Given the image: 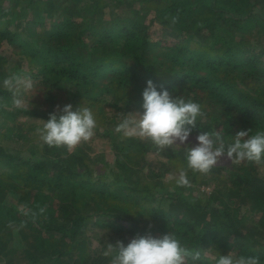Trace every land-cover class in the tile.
<instances>
[{
	"label": "trees",
	"instance_id": "1",
	"mask_svg": "<svg viewBox=\"0 0 264 264\" xmlns=\"http://www.w3.org/2000/svg\"><path fill=\"white\" fill-rule=\"evenodd\" d=\"M259 1L0 0V78L13 70L49 90L61 89L73 106L114 109L111 125L98 126L110 140L108 168L109 161L90 155L85 143L72 152L43 144L36 128L54 110L12 107L13 92L0 82V136L15 142L0 138V247L12 226L26 240L20 253L13 247V264H110L101 254L106 245L92 249L81 239L98 223L112 227L125 246L124 231L134 238L174 231L184 246L201 253L189 264H215L205 251L255 256L264 264L258 163L218 164L207 174L189 170L190 186H178L185 148L157 151L115 131L129 112L143 111L148 80L158 91L201 105L205 122L198 118L191 134L221 130L227 146L240 130H264ZM104 8L109 18L102 16ZM7 46L25 58V67L6 68Z\"/></svg>",
	"mask_w": 264,
	"mask_h": 264
},
{
	"label": "clouds",
	"instance_id": "2",
	"mask_svg": "<svg viewBox=\"0 0 264 264\" xmlns=\"http://www.w3.org/2000/svg\"><path fill=\"white\" fill-rule=\"evenodd\" d=\"M173 23L176 18H173ZM4 86L13 92L12 107L27 109L28 105L20 96V89L32 88L30 80L19 75H11L4 80ZM143 111L129 112L115 128L125 137H136L149 142L157 151L174 146L185 147L186 167L179 170L175 177L178 186H190L188 171L207 174L223 160L232 164L243 161L261 162L264 159V130L249 135L250 129L235 133L233 142L225 144L221 130L200 132L196 136L197 144L188 146L187 142L197 120L205 122L206 113L199 103L173 95L168 90L158 91L152 80L142 92ZM134 113V114H132ZM96 120L89 107L72 104L57 106L47 120L36 128L40 141L49 147H64L72 152L82 142H88L94 136ZM102 256L111 258L110 264H189L200 260L201 253L193 252L184 246L174 231L160 237L152 235L136 236L125 244L117 240L107 243ZM215 264H260L259 257L235 256L231 252L219 255Z\"/></svg>",
	"mask_w": 264,
	"mask_h": 264
},
{
	"label": "rangeland",
	"instance_id": "3",
	"mask_svg": "<svg viewBox=\"0 0 264 264\" xmlns=\"http://www.w3.org/2000/svg\"><path fill=\"white\" fill-rule=\"evenodd\" d=\"M261 4V0L256 3V7L258 8L259 5ZM103 14L102 16L104 18H109L108 11L107 9H103ZM36 27H34L35 29ZM37 30H39V28H36ZM250 30H248L249 32ZM249 34V33H248ZM28 38H31L30 36L26 35ZM255 39V38H254ZM262 43H264V41L262 40ZM5 47V45L2 46V48ZM3 53H7L8 55V60L5 63V66L7 69H11L14 66H16V63L24 65L25 67V58L21 57L20 54L13 52L11 50L10 47H6L5 50H3ZM22 58V59H21ZM21 72V71H20ZM13 70L5 75V77H1L0 78V82H4V80L6 78H8L9 76L13 75ZM22 78L30 80L32 83V88L30 90L25 91L23 88L20 89V96L25 100V102L27 103L28 106H38L41 108H49L51 107L54 111L56 110L57 106L59 105L60 107H63L65 104H69L70 101H68V99L66 98V94H64V92L61 89H55L53 88L52 90L48 89V86L46 84H44L40 79H32V77L30 78L29 76L26 75H22L20 74ZM4 84V83H3ZM72 104V103H70ZM78 106L81 107H89L95 117L96 120V128L94 130V136L92 137V139L88 142H82L85 143L87 146H89V150H90V155H94L97 156L99 155V159L100 157H103L104 160H108L109 164L106 165L108 168L112 165V151H111V147H110V140L107 136L103 135L101 132H99L100 130L98 129V126L103 127V125H111L110 121L108 120L109 115L114 111V109L110 106L109 104H104L103 107V111H100L97 107L96 104H94V106L92 105H87L86 103H78V105H74L73 106V110H75ZM103 113L106 114V118H102ZM28 120H30L27 117ZM119 119V117L117 118ZM7 121H9V125L11 126V129L14 127L13 131L14 133L17 132L19 129L14 125L13 120H11L10 118L7 117ZM8 124V123H7ZM4 128V127H3ZM4 129H2L3 132ZM123 134V133H122ZM198 134H190L189 136V140L187 142L188 146H195L198 142L196 140V136ZM0 138L4 141V142H10V143H15L13 141L7 140L5 139L4 135H1ZM176 148H185L184 146H174ZM151 157H158L159 154L151 152L149 154ZM230 161H226L223 160L221 163L219 164H223V165H227L229 164ZM4 164L0 161V169H3ZM257 169L259 171V173L264 177V162H259L257 164ZM107 171L110 170L107 169ZM168 173V172H167ZM173 174L176 173V170L172 171ZM109 176H106V179ZM111 177V174H110ZM211 186H207L205 184H202L200 186V188L204 191H209ZM10 233L8 234L6 240L4 241L3 245H1L0 247V264H13V247L16 248V251L18 253L21 252V247L23 245H25L26 240L25 238H22L24 236H22V234L19 232V230L16 227L12 226V229L9 230ZM118 233L114 231V229L110 226L98 223L95 225H91L89 226L81 235V239L83 240V242H87L89 244V246L92 249H96L99 248L100 246H104L107 243H113L115 240L118 239ZM126 238V241L130 242V240L132 238H134L129 232L124 231L122 232V235H120V238ZM29 238V237H27ZM30 239V238H29ZM205 255H207L208 257H215L216 259L219 256H215L213 255L210 251H205L204 252ZM74 252L73 251H68L66 253V257L70 260L73 261L74 259ZM17 264V263H14Z\"/></svg>",
	"mask_w": 264,
	"mask_h": 264
}]
</instances>
